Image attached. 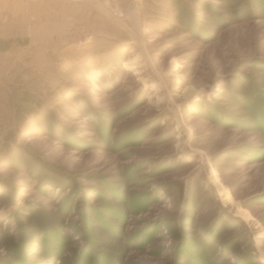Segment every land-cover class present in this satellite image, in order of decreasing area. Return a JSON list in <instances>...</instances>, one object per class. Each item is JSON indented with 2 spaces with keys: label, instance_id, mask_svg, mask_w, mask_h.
<instances>
[{
  "label": "rangeland",
  "instance_id": "1",
  "mask_svg": "<svg viewBox=\"0 0 264 264\" xmlns=\"http://www.w3.org/2000/svg\"><path fill=\"white\" fill-rule=\"evenodd\" d=\"M67 1L0 0V230L64 219L15 263L264 264V0Z\"/></svg>",
  "mask_w": 264,
  "mask_h": 264
},
{
  "label": "trees",
  "instance_id": "2",
  "mask_svg": "<svg viewBox=\"0 0 264 264\" xmlns=\"http://www.w3.org/2000/svg\"><path fill=\"white\" fill-rule=\"evenodd\" d=\"M44 124H46L47 127L50 126V122L47 119L44 120ZM9 166L15 171L20 169L37 171V163L35 162V159L31 156V154L21 151L20 149L13 151V155L9 160ZM39 172L42 174V177L47 178L48 185L57 183L61 184L63 187H68V189H72L74 187L72 181L60 178L56 174H52L50 172L48 173L41 169ZM122 185L124 186L123 182ZM117 204L119 205V203ZM63 225L64 219L60 213H53L47 210L43 205L38 206L36 209H30L29 212L25 214L23 226L24 231H22L20 235L16 236L12 233L9 234L0 230V264L15 263L17 260L16 255L21 253L23 249L25 250V246L34 241L37 236H40V234H55L58 229L63 228ZM100 230L103 231L101 228L95 229V231H98L99 233ZM110 240L114 241V244L116 245L114 249H116V252L121 253L122 250L119 248V238L117 236L110 237ZM69 251L73 252L72 249ZM54 259L55 257L51 256L47 260L54 263Z\"/></svg>",
  "mask_w": 264,
  "mask_h": 264
},
{
  "label": "built area",
  "instance_id": "3",
  "mask_svg": "<svg viewBox=\"0 0 264 264\" xmlns=\"http://www.w3.org/2000/svg\"><path fill=\"white\" fill-rule=\"evenodd\" d=\"M13 1H16V2H19V1H22V2H28V1H33V0H13ZM86 38V39H85ZM84 39H85V43H87V40H89L90 39V37H89V39H87V37H85ZM79 44H80V42H79Z\"/></svg>",
  "mask_w": 264,
  "mask_h": 264
},
{
  "label": "crops",
  "instance_id": "4",
  "mask_svg": "<svg viewBox=\"0 0 264 264\" xmlns=\"http://www.w3.org/2000/svg\"><path fill=\"white\" fill-rule=\"evenodd\" d=\"M34 1V0H33ZM37 1V0H36ZM57 1H59V2H61V3H71V1H67V0H57Z\"/></svg>",
  "mask_w": 264,
  "mask_h": 264
},
{
  "label": "bare ground",
  "instance_id": "5",
  "mask_svg": "<svg viewBox=\"0 0 264 264\" xmlns=\"http://www.w3.org/2000/svg\"><path fill=\"white\" fill-rule=\"evenodd\" d=\"M175 82H178V81H175Z\"/></svg>",
  "mask_w": 264,
  "mask_h": 264
}]
</instances>
